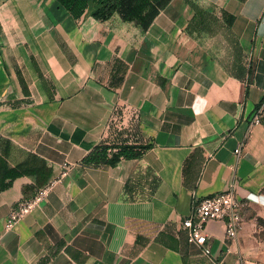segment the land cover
<instances>
[{"label": "crops", "instance_id": "crops-1", "mask_svg": "<svg viewBox=\"0 0 264 264\" xmlns=\"http://www.w3.org/2000/svg\"><path fill=\"white\" fill-rule=\"evenodd\" d=\"M92 9L0 0V184L30 171L0 187V264H264V0H170L147 29ZM231 183L242 227L209 222L205 255L182 219Z\"/></svg>", "mask_w": 264, "mask_h": 264}, {"label": "built area", "instance_id": "built-area-1", "mask_svg": "<svg viewBox=\"0 0 264 264\" xmlns=\"http://www.w3.org/2000/svg\"><path fill=\"white\" fill-rule=\"evenodd\" d=\"M263 115L264 96L250 121V125L259 123ZM240 151L241 145H238L235 149V155L239 156ZM63 175L64 172L60 176ZM59 181L60 177L49 180L38 189L33 197L20 201L12 208L5 221V230H11L20 219L36 208ZM212 221L223 223L226 239H237L243 224V215L242 203L237 197L235 183H231L226 190L200 198L194 204L190 214L182 219L181 225L186 231L187 242L198 246L205 255H211L210 248L207 246L209 237L207 224Z\"/></svg>", "mask_w": 264, "mask_h": 264}, {"label": "trees", "instance_id": "trees-1", "mask_svg": "<svg viewBox=\"0 0 264 264\" xmlns=\"http://www.w3.org/2000/svg\"><path fill=\"white\" fill-rule=\"evenodd\" d=\"M60 6L66 9L75 20H79L88 10L90 5L93 9L91 16L96 20H107L117 14L123 21L134 22L142 29H147L159 10L164 8L170 0H56ZM147 148V147H144ZM108 147L99 146L92 151L85 159V162L98 165L103 163H115L121 158H137L141 155L140 150L133 147H121L115 152H109ZM110 154V155H109ZM23 172V165L6 171L9 178L7 183L0 184L1 188L10 186L11 181L20 176ZM39 181V180H38ZM41 183V181H39ZM43 186V185H42ZM41 187V186H40Z\"/></svg>", "mask_w": 264, "mask_h": 264}]
</instances>
